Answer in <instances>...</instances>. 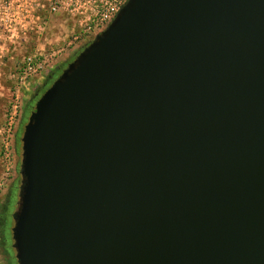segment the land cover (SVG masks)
<instances>
[{
	"label": "water",
	"instance_id": "95a60500",
	"mask_svg": "<svg viewBox=\"0 0 264 264\" xmlns=\"http://www.w3.org/2000/svg\"><path fill=\"white\" fill-rule=\"evenodd\" d=\"M21 142L17 264H264V0H128Z\"/></svg>",
	"mask_w": 264,
	"mask_h": 264
},
{
	"label": "built area",
	"instance_id": "2783aa9c",
	"mask_svg": "<svg viewBox=\"0 0 264 264\" xmlns=\"http://www.w3.org/2000/svg\"><path fill=\"white\" fill-rule=\"evenodd\" d=\"M128 0H0V76L15 77L19 92L28 78L47 72L63 48L39 50L48 44V29L71 28V43H90L115 19ZM56 23V24H54ZM7 62H15L5 72ZM17 105L6 114L2 128V153L10 155V137Z\"/></svg>",
	"mask_w": 264,
	"mask_h": 264
},
{
	"label": "rangeland",
	"instance_id": "374dc122",
	"mask_svg": "<svg viewBox=\"0 0 264 264\" xmlns=\"http://www.w3.org/2000/svg\"><path fill=\"white\" fill-rule=\"evenodd\" d=\"M56 24V23H54ZM67 27H52L48 29V44H38L39 50L63 48L64 51L53 61L50 70L46 73L30 77L21 85L19 92H15L17 79L0 76V264H17L16 251L13 247L11 229L14 219L11 215L19 207V194L22 184V142L24 125L27 123L31 111L41 94L58 78L60 70L73 62L77 55L90 43L78 42L66 44L70 40L71 32ZM5 72L15 62H7ZM13 105H17L16 119L10 137V155L7 158L2 153V128L6 114Z\"/></svg>",
	"mask_w": 264,
	"mask_h": 264
},
{
	"label": "flooded vegetation",
	"instance_id": "af4514ba",
	"mask_svg": "<svg viewBox=\"0 0 264 264\" xmlns=\"http://www.w3.org/2000/svg\"><path fill=\"white\" fill-rule=\"evenodd\" d=\"M72 62V61H71ZM71 62H69L68 64H67V67H68V65L71 63ZM67 67H63V68H61V70H60V72L62 73L63 72V70H65ZM60 73V74H61ZM20 173H21V171H20ZM21 188V187H20ZM14 214V213H13ZM13 214L11 215V217L13 218Z\"/></svg>",
	"mask_w": 264,
	"mask_h": 264
}]
</instances>
